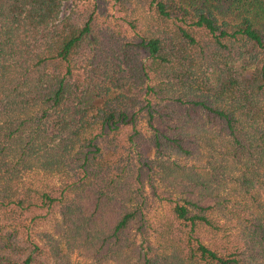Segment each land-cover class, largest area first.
I'll list each match as a JSON object with an SVG mask.
<instances>
[{
  "label": "trees",
  "instance_id": "obj_1",
  "mask_svg": "<svg viewBox=\"0 0 264 264\" xmlns=\"http://www.w3.org/2000/svg\"><path fill=\"white\" fill-rule=\"evenodd\" d=\"M0 264H264V0H0Z\"/></svg>",
  "mask_w": 264,
  "mask_h": 264
},
{
  "label": "rangeland",
  "instance_id": "obj_2",
  "mask_svg": "<svg viewBox=\"0 0 264 264\" xmlns=\"http://www.w3.org/2000/svg\"><path fill=\"white\" fill-rule=\"evenodd\" d=\"M195 161H197V160H195ZM197 163V162H196ZM149 210H150V213H154V215H155V217L158 215V213H160V209H159V207L157 208V207H153V206H151L150 208H149ZM77 257V255H72L71 256V259L73 260V259H75ZM78 258V257H77Z\"/></svg>",
  "mask_w": 264,
  "mask_h": 264
}]
</instances>
